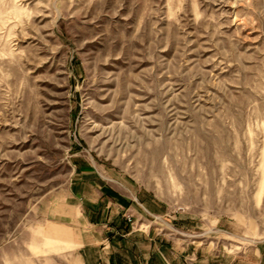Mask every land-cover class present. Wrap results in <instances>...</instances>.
I'll use <instances>...</instances> for the list:
<instances>
[{
	"label": "rangeland",
	"instance_id": "obj_1",
	"mask_svg": "<svg viewBox=\"0 0 264 264\" xmlns=\"http://www.w3.org/2000/svg\"><path fill=\"white\" fill-rule=\"evenodd\" d=\"M92 187L161 243L264 242V0H0V264H81Z\"/></svg>",
	"mask_w": 264,
	"mask_h": 264
},
{
	"label": "crops",
	"instance_id": "obj_2",
	"mask_svg": "<svg viewBox=\"0 0 264 264\" xmlns=\"http://www.w3.org/2000/svg\"><path fill=\"white\" fill-rule=\"evenodd\" d=\"M92 188L94 193L101 192L102 196L106 194L108 197H89L91 204L88 209L93 210L85 211L89 216L86 219L87 227L89 231L93 230L95 238L88 242L81 241V264H264V242L257 243L246 253H225L221 249L214 251L211 247L201 246L202 242L182 246L158 242L154 229L140 230L135 226L127 229L128 223H133L129 221V216L137 221L143 219L144 214L137 204L118 199L117 194L102 191V187ZM85 189L88 188H74L71 191L83 199L87 196ZM138 205L143 206L141 203ZM118 206L123 208L122 211ZM113 209L118 210V215H113ZM100 226L101 229L97 228ZM104 229L106 235L102 234Z\"/></svg>",
	"mask_w": 264,
	"mask_h": 264
},
{
	"label": "built area",
	"instance_id": "obj_3",
	"mask_svg": "<svg viewBox=\"0 0 264 264\" xmlns=\"http://www.w3.org/2000/svg\"><path fill=\"white\" fill-rule=\"evenodd\" d=\"M128 219H129L130 222L133 221L132 217H130V216L128 217ZM143 264H147V263H143Z\"/></svg>",
	"mask_w": 264,
	"mask_h": 264
}]
</instances>
